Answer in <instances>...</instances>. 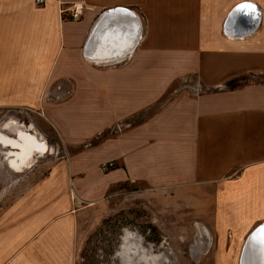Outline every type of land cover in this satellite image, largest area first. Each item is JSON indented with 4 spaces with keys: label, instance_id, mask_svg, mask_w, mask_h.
<instances>
[{
    "label": "crops",
    "instance_id": "obj_1",
    "mask_svg": "<svg viewBox=\"0 0 264 264\" xmlns=\"http://www.w3.org/2000/svg\"><path fill=\"white\" fill-rule=\"evenodd\" d=\"M36 1L0 0V104L37 108L46 89L60 78L79 72L87 78L95 63L144 55L147 45L154 55L191 57L192 66L185 69L194 70L209 91L194 100L189 93L180 94L156 115L143 130L155 137L153 156L134 166L126 143L125 167L129 175H136L134 167L141 170L137 177L129 176L137 180L147 167L159 169L162 185L173 181L167 179L168 171L178 173L187 182L181 194L187 216L213 218L223 236L233 233L243 259L248 240L264 224V0ZM79 1L87 6L81 19H63L61 7ZM244 4L254 10L244 9L241 25L254 28L228 34L231 11ZM134 66L127 67L141 73L137 79L106 83L122 89L108 91L107 99L117 95L128 103L137 97L128 103L130 109L161 94L163 71L180 70L178 65L167 70L149 65L154 72L160 68V74L145 79V65ZM247 76L254 79L225 88ZM81 84L100 85L96 78ZM53 178L0 220V264H77L87 236L113 214L115 209L101 200L77 208L66 186L56 187L60 176ZM79 184H74L77 193ZM41 199L40 208L33 210Z\"/></svg>",
    "mask_w": 264,
    "mask_h": 264
},
{
    "label": "rangeland",
    "instance_id": "obj_2",
    "mask_svg": "<svg viewBox=\"0 0 264 264\" xmlns=\"http://www.w3.org/2000/svg\"><path fill=\"white\" fill-rule=\"evenodd\" d=\"M152 52L147 45L144 55L95 63L87 78L80 72L77 77L60 78L62 81L46 89L43 103L37 108L0 104L2 134L15 138L18 130H26L48 146L44 155H35L30 166L17 172L8 163L10 148L0 144V220L21 199L50 185L52 178L59 175L60 185L56 187L66 186L69 199L76 202L77 208L101 200L115 209L87 236L77 264H241L240 247L235 246L233 233L223 236L216 230L213 218L187 216V201L181 196L187 182L178 173L168 171L167 179L173 181L162 185L158 184L159 169L147 167L141 180H137L133 177L141 170L134 167L136 175H129L125 167L126 143L134 166L139 159L143 162L153 156L155 137L146 136L143 130L156 115L180 94L189 93L194 100L209 91L199 84L194 70L185 69L192 66L191 57ZM138 64L145 65V79L160 74V68L154 72L148 70L149 65L166 66L162 70L178 65L180 70L163 71L161 94L150 95V101L141 99V105H133L135 109H130L128 103L133 104L137 97L128 98V103L117 95L107 99L108 91L122 89L106 83L137 79L141 73L133 68L128 71L127 66L137 68ZM95 78L98 87L82 86L81 83ZM252 79H233L225 88H239ZM76 182L80 183V193L75 191ZM95 193V197H90ZM41 202L43 199L33 205V210L40 208ZM206 205L205 209L202 204L197 208L206 211Z\"/></svg>",
    "mask_w": 264,
    "mask_h": 264
},
{
    "label": "bare ground",
    "instance_id": "obj_3",
    "mask_svg": "<svg viewBox=\"0 0 264 264\" xmlns=\"http://www.w3.org/2000/svg\"><path fill=\"white\" fill-rule=\"evenodd\" d=\"M0 144L10 148L8 155L11 156H8V163L17 172L30 166L35 155H44L48 150L47 143L43 139L26 130H18L15 138L0 132Z\"/></svg>",
    "mask_w": 264,
    "mask_h": 264
},
{
    "label": "water",
    "instance_id": "obj_4",
    "mask_svg": "<svg viewBox=\"0 0 264 264\" xmlns=\"http://www.w3.org/2000/svg\"><path fill=\"white\" fill-rule=\"evenodd\" d=\"M244 9L241 10V6L233 9L228 17L226 28L228 34H233L241 30L242 32L249 33L254 28V25L249 29H246L245 26L242 27V23L246 20ZM256 14V13H255ZM258 18V14L256 16V20ZM235 22L237 25L235 26ZM240 24V25H239ZM244 28V29H243ZM238 35L240 33H237ZM264 228V224H262L259 228H257L254 233L251 235L250 239L247 242L246 248L243 253V259H241V264H264V254H262L261 247L258 243L253 242V236L257 235L260 229Z\"/></svg>",
    "mask_w": 264,
    "mask_h": 264
},
{
    "label": "built area",
    "instance_id": "obj_5",
    "mask_svg": "<svg viewBox=\"0 0 264 264\" xmlns=\"http://www.w3.org/2000/svg\"><path fill=\"white\" fill-rule=\"evenodd\" d=\"M45 0H37V4H43ZM87 6L85 2L79 1L76 3L66 4L64 7H61L60 12L63 15V19L69 20H79L83 16ZM65 16V17H64Z\"/></svg>",
    "mask_w": 264,
    "mask_h": 264
},
{
    "label": "snow or ice",
    "instance_id": "obj_6",
    "mask_svg": "<svg viewBox=\"0 0 264 264\" xmlns=\"http://www.w3.org/2000/svg\"><path fill=\"white\" fill-rule=\"evenodd\" d=\"M247 8H253L254 10V6L250 4H244L241 6V10L247 9ZM252 239L254 243H258L260 245L262 254H264V228L260 229L257 235L253 236Z\"/></svg>",
    "mask_w": 264,
    "mask_h": 264
}]
</instances>
